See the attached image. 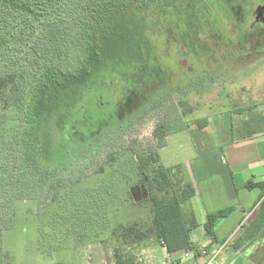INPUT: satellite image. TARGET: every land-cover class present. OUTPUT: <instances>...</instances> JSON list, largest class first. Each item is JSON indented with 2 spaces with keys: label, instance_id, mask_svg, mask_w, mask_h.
I'll use <instances>...</instances> for the list:
<instances>
[{
  "label": "rangeland",
  "instance_id": "374dc122",
  "mask_svg": "<svg viewBox=\"0 0 264 264\" xmlns=\"http://www.w3.org/2000/svg\"><path fill=\"white\" fill-rule=\"evenodd\" d=\"M236 1L183 0L165 13L153 9L122 17L115 32L130 34L135 47H142L139 57L107 61L100 72L45 96L39 112L22 122L25 129L34 127L30 136L18 135L15 122L25 93L40 80L29 75L34 83L19 79L16 93L0 92V150L11 147L2 165L6 171L0 164V264H86L92 245L122 243L114 236L120 225L150 227L151 204L132 193L139 176L130 156L137 152L158 151L161 166L193 188L201 164L216 183L225 173L236 181L264 175V37L248 36L263 24L251 22V11L236 20L231 8ZM81 9L76 0L63 4L55 48L64 52L46 55L41 68L75 74L86 66ZM72 36L75 45L69 43ZM156 66L157 74L143 76ZM168 108L179 122L160 147L163 116L172 117ZM206 117L208 127L198 130L196 121ZM21 144L33 145L40 174L10 190L9 175L18 170L11 156L18 158ZM39 181L48 186L39 188ZM220 192L211 195L213 204L235 209L239 202ZM181 211L187 225L196 218L190 240L203 245L209 236L201 225L199 196L184 202ZM254 215L248 210L242 217L249 222ZM257 243L239 252L225 250L221 264H264V241Z\"/></svg>",
  "mask_w": 264,
  "mask_h": 264
},
{
  "label": "trees",
  "instance_id": "16d2710c",
  "mask_svg": "<svg viewBox=\"0 0 264 264\" xmlns=\"http://www.w3.org/2000/svg\"><path fill=\"white\" fill-rule=\"evenodd\" d=\"M68 1L70 0H0V92L8 90L7 93H16L19 79L34 83L30 80L29 75L34 77L33 80H40L35 82L25 93L27 99L24 97L22 106L19 108L20 118L15 122L18 135L24 131L28 136L33 134L34 127L29 126L28 129H25L22 122L33 112L38 113L44 97L54 96L51 93L57 88L61 91L65 90L88 77L92 72H100L103 69V64L107 61L114 64L122 60H129L134 56L139 57V53L136 52H139L142 47H135L130 34L115 32L122 17L132 12L141 13L153 9L158 13H165L168 9L178 8L179 4L183 2V0H76L86 17V27L82 37L83 43L86 44V52H83V55H86V66L79 72L70 74L58 68L50 66L41 68L40 66V62L44 64L47 61L46 55H51L53 58L54 55L59 57L60 53L64 52L63 48L58 50L55 46L56 37L61 36L59 27L63 24L60 20L61 7ZM66 27L68 28V25ZM69 43L75 45L77 36L70 37ZM81 54L82 52L79 55ZM32 57L36 58L38 65L35 63L31 65ZM157 68L156 66L152 72L144 70L143 76L157 74L154 73L158 71ZM28 85L31 84L28 82ZM137 101L140 102L141 107L143 100L138 98ZM17 105L18 101L16 107ZM167 111L171 113L172 117L171 119L167 118L166 113L163 116L164 124L167 125H163L165 133L160 137L158 143L160 147L166 144L167 135L175 132L173 126L179 122L177 113L174 114L170 108ZM195 124L198 128L203 129L207 126L208 119H200ZM186 125L184 127L187 130L190 125ZM29 145L31 144H21L18 158L13 155L12 159L11 156V160L18 162V170L14 173H18L20 177L14 179V173L12 176L9 175L13 180L12 184H14L10 190L16 186L15 183L22 186L31 181L35 174H38L32 158L36 150L29 148ZM9 149L11 152V147H8V150L6 147H2L0 150L3 154L0 164L4 171L6 168L2 165H7L6 161L8 163ZM130 157L132 163L136 165L139 176L138 185L135 186L132 193H141L143 200L149 201L153 219L150 227L143 224L127 227L120 225L121 229L117 230L114 236L118 237L117 239L122 243L113 248L114 263L136 264L131 256L124 253V247L148 236L153 237L156 243H161L170 255L191 250L194 245L190 241V231L196 227V223L190 226L185 223L181 205L195 196V189L189 183L185 184L181 180L174 179L173 170L161 166L158 151L137 152L136 155ZM37 183H41L38 185L39 188L48 186L45 183L44 187V182ZM35 187L37 189V185ZM246 188H258L261 191L260 198L251 210L253 213L255 212V215L249 222L241 225L240 232L225 247L224 251L232 249L239 252L246 249L247 246L259 247L257 242L264 241V180L258 183L249 182L246 184ZM233 210V208H226L206 216L204 230L210 238H214L215 223L228 217ZM4 220H6L5 217L2 225L6 224Z\"/></svg>",
  "mask_w": 264,
  "mask_h": 264
},
{
  "label": "crops",
  "instance_id": "0c3cea01",
  "mask_svg": "<svg viewBox=\"0 0 264 264\" xmlns=\"http://www.w3.org/2000/svg\"><path fill=\"white\" fill-rule=\"evenodd\" d=\"M206 118L208 119V124L206 127H208L210 119L208 117ZM217 125L219 126V122H217ZM198 130L202 129L199 128ZM200 145L202 144H199V146ZM225 165H227V163ZM199 169L201 173H199V175L194 179V197L199 196L203 206L205 216L204 221L201 223L203 228L206 222V216L208 214L223 210L221 207H216V205L213 204L214 199L211 198V195L214 192L221 190V196L226 195L230 199L237 200L239 203L237 206H235V209L228 215V217L220 219L215 223L213 228L214 238L209 237L203 245L195 244L193 242L191 243L194 246H205L211 242H214L225 245L226 247L236 238L241 225L245 223V217H242V215L246 211H251L254 208L261 195L260 189H247L246 184L249 182H262L264 180V175H262V177H256L255 175H251L249 178L239 177L236 181L233 174L225 173L223 180H221L219 183H216L211 179V173H207L209 172L208 168L201 164L199 165ZM254 193L255 195H253ZM230 206L226 208H229ZM194 223H196L197 226L196 218H191L188 225L190 226ZM109 248L102 246V244L92 245V247L89 248L90 252H88L86 255V264H93L95 262L94 259L98 262L100 261V263L105 262V264H115L113 252L114 249L111 247ZM124 253L128 256H131L132 260L136 264H168L178 256V254H168L165 247L161 243H156L153 237L150 236L142 239L141 241H133L131 244L126 245L124 247ZM202 262V259H196L195 261L189 262L187 264H202Z\"/></svg>",
  "mask_w": 264,
  "mask_h": 264
},
{
  "label": "built area",
  "instance_id": "2783aa9c",
  "mask_svg": "<svg viewBox=\"0 0 264 264\" xmlns=\"http://www.w3.org/2000/svg\"><path fill=\"white\" fill-rule=\"evenodd\" d=\"M225 245L211 242L205 246H193L191 250H184L178 254L177 258L168 264H187L202 259V264H221Z\"/></svg>",
  "mask_w": 264,
  "mask_h": 264
},
{
  "label": "flooded vegetation",
  "instance_id": "af4514ba",
  "mask_svg": "<svg viewBox=\"0 0 264 264\" xmlns=\"http://www.w3.org/2000/svg\"><path fill=\"white\" fill-rule=\"evenodd\" d=\"M231 2V0H230ZM231 8L233 9V14L236 18V20H241L244 18L245 12H248L250 14V17H252V21L254 24L255 21L263 24V27L252 29V32L248 36L251 35H262L264 37V0H237L236 2L231 4ZM255 27V25H252V28Z\"/></svg>",
  "mask_w": 264,
  "mask_h": 264
}]
</instances>
